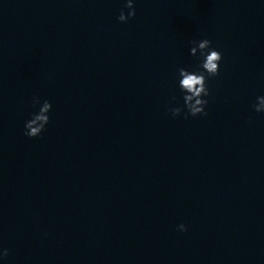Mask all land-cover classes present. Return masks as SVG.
<instances>
[{
    "label": "clouds",
    "instance_id": "1",
    "mask_svg": "<svg viewBox=\"0 0 264 264\" xmlns=\"http://www.w3.org/2000/svg\"><path fill=\"white\" fill-rule=\"evenodd\" d=\"M125 8L128 9L127 13L122 9L118 16L120 22H127L130 18L135 17L136 10L133 0H126ZM193 45L190 48V55L200 61L198 71H189L187 68L181 67L178 71L179 81L178 86L183 93L182 99L184 106L182 107H169L168 111L172 117H178L187 109L185 118L188 115L193 117L198 115H207L205 111L208 100L205 97L210 95L208 88V79L218 76L220 73V62L222 54L212 46V41L205 38L202 40L191 41ZM176 98L173 97V100ZM256 103L253 104V109L257 113H264V95L256 98ZM40 104L39 111L31 115V118L25 122L24 135L29 138L39 137L45 130L50 122L48 113L52 109V104L45 100L40 103V98L33 97V107ZM187 226L185 224L178 225V231L186 232ZM9 250L4 248L0 250V259L6 258Z\"/></svg>",
    "mask_w": 264,
    "mask_h": 264
}]
</instances>
